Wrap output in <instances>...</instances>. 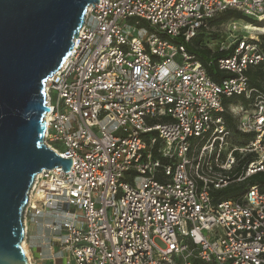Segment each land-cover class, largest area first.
Here are the masks:
<instances>
[{
  "label": "built area",
  "instance_id": "built-area-1",
  "mask_svg": "<svg viewBox=\"0 0 264 264\" xmlns=\"http://www.w3.org/2000/svg\"><path fill=\"white\" fill-rule=\"evenodd\" d=\"M227 9L264 20V0L87 7L71 51L44 82V143L72 165L43 169L28 193L25 241L40 218L54 234L42 264H264V190L215 195L264 171V95L249 107L225 104L252 97L247 71L264 61L260 39L242 38L220 59L233 76L219 82L175 41L211 30L208 21ZM226 113L255 138L230 143ZM248 153L256 160L231 179Z\"/></svg>",
  "mask_w": 264,
  "mask_h": 264
},
{
  "label": "water",
  "instance_id": "water-1",
  "mask_svg": "<svg viewBox=\"0 0 264 264\" xmlns=\"http://www.w3.org/2000/svg\"><path fill=\"white\" fill-rule=\"evenodd\" d=\"M99 0H0V264H30L22 242L35 176L62 166L44 143V82L71 51L87 7Z\"/></svg>",
  "mask_w": 264,
  "mask_h": 264
},
{
  "label": "trees",
  "instance_id": "trees-1",
  "mask_svg": "<svg viewBox=\"0 0 264 264\" xmlns=\"http://www.w3.org/2000/svg\"><path fill=\"white\" fill-rule=\"evenodd\" d=\"M229 19L244 20L254 25L264 26V20H258L253 17L247 16L237 9H227L215 15L208 21L209 26H218ZM206 28L200 29L198 34L191 40L185 41L183 39H176L178 43H184L189 52L195 55L196 59L203 62L206 66L208 73L216 81H221L225 77L233 76L231 73L219 68V61L223 57H227L228 54L233 53L234 48L237 43L231 46L227 50H214L204 43L205 35H207ZM261 40L259 42L260 47L264 50V35H261ZM247 74L249 76V85L253 88V94L251 98H247L244 95H236L225 100V104L228 103H241L245 107H249L252 104V99L258 94L264 95V61L250 66L248 68ZM226 123L229 129H233L238 136V144L246 145L251 140L255 138L254 133H242L237 128V120L230 114H225ZM256 155L254 153H248L243 156H238L237 164L230 173L231 179H237L244 174L246 168L256 160ZM256 185L261 190H264V171L256 172L250 177L242 181H233L229 183L226 187L216 190L215 195L219 199H237L242 195L246 189L250 186Z\"/></svg>",
  "mask_w": 264,
  "mask_h": 264
},
{
  "label": "rangeland",
  "instance_id": "rangeland-1",
  "mask_svg": "<svg viewBox=\"0 0 264 264\" xmlns=\"http://www.w3.org/2000/svg\"><path fill=\"white\" fill-rule=\"evenodd\" d=\"M136 20L137 18H130L128 20V24H135ZM231 20H235L236 27L229 23V21ZM224 23L225 24L221 27L214 26L211 30L207 31V35H205L204 38V43L216 51L221 49V47H225L226 49L230 47V45L233 46L242 38L257 36L261 40V35H264V26L255 25L258 26L260 30L249 31L245 29V25L253 23H249L244 20L229 19ZM138 26H143L147 28L148 23L143 20ZM237 139L238 136L235 131L233 129H229L230 143H232L233 145H239ZM55 145L58 148L61 147L59 143H55ZM44 223L45 222L43 218H40L38 224L31 225L28 239H26V241L24 239V241L22 242V244L24 243V245L29 248L30 255H32L34 258L39 256L42 252L48 254L49 252H47V250L49 249V244L47 241V237L49 236L52 241L54 239L52 237L54 236V234L52 235V232L44 226ZM54 243H56V246H58L57 241H55Z\"/></svg>",
  "mask_w": 264,
  "mask_h": 264
},
{
  "label": "bare ground",
  "instance_id": "bare-ground-1",
  "mask_svg": "<svg viewBox=\"0 0 264 264\" xmlns=\"http://www.w3.org/2000/svg\"><path fill=\"white\" fill-rule=\"evenodd\" d=\"M245 29L249 30V31H254V30H260V28L258 26H255L253 24H246L245 25ZM26 254L30 257V250L29 248H27L24 243L22 244Z\"/></svg>",
  "mask_w": 264,
  "mask_h": 264
},
{
  "label": "crops",
  "instance_id": "crops-1",
  "mask_svg": "<svg viewBox=\"0 0 264 264\" xmlns=\"http://www.w3.org/2000/svg\"><path fill=\"white\" fill-rule=\"evenodd\" d=\"M47 252L50 253V250L48 249ZM49 253L48 254H45V252H42L39 256L36 257V260L38 261V264H42L40 258L41 256L45 255V256H49Z\"/></svg>",
  "mask_w": 264,
  "mask_h": 264
}]
</instances>
